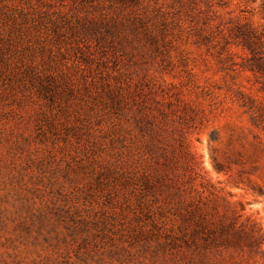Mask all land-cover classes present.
Segmentation results:
<instances>
[{
	"label": "rangeland",
	"instance_id": "obj_1",
	"mask_svg": "<svg viewBox=\"0 0 264 264\" xmlns=\"http://www.w3.org/2000/svg\"><path fill=\"white\" fill-rule=\"evenodd\" d=\"M0 264H264V0H0Z\"/></svg>",
	"mask_w": 264,
	"mask_h": 264
},
{
	"label": "trees",
	"instance_id": "obj_2",
	"mask_svg": "<svg viewBox=\"0 0 264 264\" xmlns=\"http://www.w3.org/2000/svg\"><path fill=\"white\" fill-rule=\"evenodd\" d=\"M249 46V48H253L250 44L248 45ZM253 50V49H252ZM262 62V61H261ZM260 64H262V63H260Z\"/></svg>",
	"mask_w": 264,
	"mask_h": 264
}]
</instances>
